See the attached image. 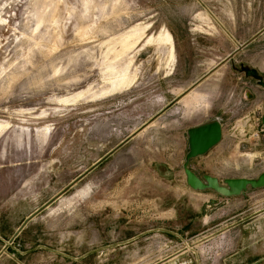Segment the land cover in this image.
<instances>
[{
	"label": "rangeland",
	"instance_id": "374dc122",
	"mask_svg": "<svg viewBox=\"0 0 264 264\" xmlns=\"http://www.w3.org/2000/svg\"><path fill=\"white\" fill-rule=\"evenodd\" d=\"M247 69L264 82V0H0L5 252L36 248L20 264H264V189L206 191L218 202L202 211L182 170L186 131L218 120L221 141L188 168L219 182L264 173V90Z\"/></svg>",
	"mask_w": 264,
	"mask_h": 264
},
{
	"label": "water",
	"instance_id": "95a60500",
	"mask_svg": "<svg viewBox=\"0 0 264 264\" xmlns=\"http://www.w3.org/2000/svg\"><path fill=\"white\" fill-rule=\"evenodd\" d=\"M243 71L247 78H253L258 86L264 90V82L259 77L257 71L254 69ZM261 125L264 126V116L261 118ZM186 136L187 152L184 157L182 170L185 177V184L189 189L195 192L210 191L221 198H235L248 191L264 189V173L260 174L255 179L237 178L225 179L219 182L216 178L211 176H202L200 178L188 168L190 160L206 154L221 141L222 129L218 120H212L192 127L186 131ZM30 218L24 221L22 227Z\"/></svg>",
	"mask_w": 264,
	"mask_h": 264
},
{
	"label": "crops",
	"instance_id": "0c3cea01",
	"mask_svg": "<svg viewBox=\"0 0 264 264\" xmlns=\"http://www.w3.org/2000/svg\"><path fill=\"white\" fill-rule=\"evenodd\" d=\"M185 193L189 196H192L194 197L196 200H199L202 204L201 205V210L203 211L205 209V207L207 205H204V204H208L207 207H209L210 205L209 204H215L217 201L216 197H214L213 195H210V194H206V192H195V191H192L191 189H188L185 187ZM219 198V197H217ZM224 199H228V198H224ZM49 205H51V203L49 204H45L44 206H42L40 209H37L35 210L34 213H31L29 214L22 222V224L24 223L25 220L29 219L30 217V220L27 221V223L22 227V224L21 226L14 232H12L9 236H3L2 238H8L9 240H12L13 238L23 234V232H25L28 228H30L29 226H31V223L34 222V220L36 219V217L39 216L40 213H42V211H44L45 209H47L49 207ZM204 205V206H203ZM77 220V219H76ZM102 221H104V217H102L101 219ZM106 221V220H105ZM22 227V229L19 231V229ZM88 227V226H87ZM104 227H108L107 224L103 225L102 228ZM19 231V232H18ZM76 239V242H79V243H93V237L92 235H90L88 237V239H83L82 237H75ZM5 246L4 245H0V264H20L18 258H24V257H27L28 255H30L31 251L32 250H35L36 248H33L31 250V246H26V245H23L22 249H25V250H19V251H15L14 254H9L7 252H5ZM21 248V247H20ZM55 253V251H53ZM43 256V255H42ZM54 258H56L55 254L53 255Z\"/></svg>",
	"mask_w": 264,
	"mask_h": 264
},
{
	"label": "bare ground",
	"instance_id": "6f19581e",
	"mask_svg": "<svg viewBox=\"0 0 264 264\" xmlns=\"http://www.w3.org/2000/svg\"><path fill=\"white\" fill-rule=\"evenodd\" d=\"M188 102L190 103V105L192 104V103H197L196 105H198V106H194V104L193 105H191V107L193 106L194 107V109L196 110L198 107H200V104H203L204 106H205V101L203 100L204 99V97H202L201 95H199V94H197L196 92H194V93H191L190 94V96L188 97ZM193 109V110H194ZM190 111V110H189Z\"/></svg>",
	"mask_w": 264,
	"mask_h": 264
}]
</instances>
